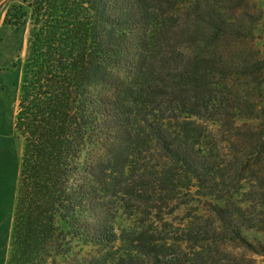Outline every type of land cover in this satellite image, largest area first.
<instances>
[{"label":"trees","instance_id":"obj_1","mask_svg":"<svg viewBox=\"0 0 264 264\" xmlns=\"http://www.w3.org/2000/svg\"><path fill=\"white\" fill-rule=\"evenodd\" d=\"M218 3L21 0L5 10L3 24H28L6 264H245L220 241L264 255L246 234L264 232V170L242 174L208 128L224 123L207 116L212 79L232 75L217 43L238 31ZM222 111L260 126L264 154V116ZM173 205L182 217L167 228ZM83 247L100 251L77 258Z\"/></svg>","mask_w":264,"mask_h":264},{"label":"rangeland","instance_id":"obj_2","mask_svg":"<svg viewBox=\"0 0 264 264\" xmlns=\"http://www.w3.org/2000/svg\"><path fill=\"white\" fill-rule=\"evenodd\" d=\"M20 1L0 0V104L10 114L14 100L18 97L28 24L22 22L10 27L2 23V17L9 6L18 5ZM184 1L191 2L192 0ZM207 1L213 3V0ZM217 1H219L218 8L222 12V18L229 20L238 31L222 34L217 43L222 62L230 67L232 75H221L212 79L217 88L215 89L214 107L210 108V114L207 116L214 119L221 118L224 123L222 125L209 123L208 128L223 156L229 152L236 154L245 169L241 171L242 174L253 170L262 177L264 154L261 155L259 152L257 143L261 132L260 126L257 123L237 122L230 114L225 115L222 110L232 104L249 105L255 109L256 117L264 116V0ZM182 9L179 4L177 8L179 15L183 14ZM255 62L261 63V68L243 74L242 69L249 70ZM218 111L221 114L217 113ZM172 207H165L162 210L163 223L167 228L174 227L182 217L179 210L174 211L175 206ZM246 234L254 245L264 246V232L249 231ZM219 246L222 251L230 253L245 264H264V255H259L236 241H220ZM2 249L1 243L0 259L3 257ZM99 251L98 247H83L79 251L76 249L75 253L79 255L77 258H89Z\"/></svg>","mask_w":264,"mask_h":264},{"label":"crops","instance_id":"obj_3","mask_svg":"<svg viewBox=\"0 0 264 264\" xmlns=\"http://www.w3.org/2000/svg\"><path fill=\"white\" fill-rule=\"evenodd\" d=\"M16 105L14 100L10 114L0 104V245H3L0 264H6L7 260L22 149L21 140L15 137Z\"/></svg>","mask_w":264,"mask_h":264}]
</instances>
